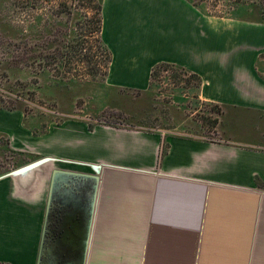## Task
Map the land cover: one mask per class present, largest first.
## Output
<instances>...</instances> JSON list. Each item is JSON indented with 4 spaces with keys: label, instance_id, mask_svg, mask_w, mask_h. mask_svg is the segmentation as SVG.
<instances>
[{
    "label": "crops",
    "instance_id": "1",
    "mask_svg": "<svg viewBox=\"0 0 264 264\" xmlns=\"http://www.w3.org/2000/svg\"><path fill=\"white\" fill-rule=\"evenodd\" d=\"M101 6V42L111 53L105 80L153 98V67L182 66L201 77L195 102L226 114L228 137L207 141L130 124L90 128L84 120L36 135L22 110L0 108L9 147L49 158L44 174L27 172L33 217L19 219L26 206L6 195L19 190L18 175L0 176V263L14 264L2 242L23 241L18 264H47V222L60 202L89 203L82 264H264V137L234 139L235 129L244 136L252 124L264 136V21L210 14L192 0ZM19 223L20 233L6 228Z\"/></svg>",
    "mask_w": 264,
    "mask_h": 264
},
{
    "label": "rangeland",
    "instance_id": "2",
    "mask_svg": "<svg viewBox=\"0 0 264 264\" xmlns=\"http://www.w3.org/2000/svg\"><path fill=\"white\" fill-rule=\"evenodd\" d=\"M99 1L0 0V108H24V126L32 130L48 131L56 123L84 120L91 125L134 123L167 135L207 141L227 139L226 114L205 102H195L196 81L190 74L175 69L163 71L154 81L153 98H148L145 91L137 94L143 90L103 80L108 62L97 29ZM194 1L210 14L236 12L264 20V0ZM252 125L244 136L235 129L238 134L234 139L254 142L264 137L257 125ZM235 126L241 127V121ZM38 159L30 153L13 151L7 136L0 135V176ZM47 165L43 163L36 170L44 174ZM30 171L16 176L21 180L19 190L13 188L14 194H6L11 202L17 198L18 205L26 206L19 210V219L33 217L37 211L31 208L35 190L28 182ZM41 196L44 201L46 195ZM3 213L11 217L14 210ZM6 228L20 233L24 226L19 223ZM25 244L2 242V247L18 264Z\"/></svg>",
    "mask_w": 264,
    "mask_h": 264
},
{
    "label": "flooded vegetation",
    "instance_id": "3",
    "mask_svg": "<svg viewBox=\"0 0 264 264\" xmlns=\"http://www.w3.org/2000/svg\"><path fill=\"white\" fill-rule=\"evenodd\" d=\"M90 219L89 203L79 209L56 204L49 215L43 259L47 264H82Z\"/></svg>",
    "mask_w": 264,
    "mask_h": 264
},
{
    "label": "trees",
    "instance_id": "4",
    "mask_svg": "<svg viewBox=\"0 0 264 264\" xmlns=\"http://www.w3.org/2000/svg\"><path fill=\"white\" fill-rule=\"evenodd\" d=\"M192 2L194 3V4H196V5H198L194 0H192ZM98 10H99V15H100V18L98 19V23H99V25H98V27H97V29H98V31H99V34H100V32H101V28H102V18H101V10H102V6H101V1H99V7H98ZM215 15V14H214ZM217 16H220V15H217ZM223 16V15H222ZM264 21V20H263ZM101 45H102V48H103V51H105V53H106V55H107V67H109V64H110V61H111V53H110V51L108 50V48L107 47H105L103 44H102V42H101ZM169 69H175V70H179V71H181V72H183V73H187V74H190L191 75V77H192V79H194L195 81H196V88H198L199 86H200V84H201V77L199 76V75H197V74H195V73H193V72H190L188 69H186V68H184V67H182V66H178V65H175V64H170V63H164V62H162V63H159V64H157V65H155L154 67H153V69H152V73H151V83H150V87H153L154 86V81L157 79V77L159 76V74L160 73H162L163 71H168ZM106 74L107 73H105V75H104V77H103V80L105 79V77H106ZM195 88V89H196ZM141 92H144V91H137V94H140ZM146 92V91H145ZM148 93V95H147V97L148 98H150L151 96V93L150 92H147ZM195 97L196 98H198V95L196 94V92H195ZM198 102H200L199 100H198ZM208 104V103H207ZM212 106H213V108H215V109H219V110H221V107L219 106V105H217V104H211ZM6 106V105H5ZM1 107H3V105L1 106ZM6 108H8V109H20V110H22L24 113H25V109L24 108H22V107H18V106H6ZM129 121V120H128ZM131 122V121H130ZM215 122H218L217 120L215 121ZM134 123H132V124H130V125H133ZM136 126V125H135ZM93 127V125H91L90 124V128H92ZM138 127H140V126H138ZM142 128V127H141ZM145 128V127H144ZM149 129V128H148ZM47 130H46V128L44 129V130H42V131H40V130H37V129H34L33 130V132H34V134H36V135H39V134H43V133H45ZM0 264H3V263H0Z\"/></svg>",
    "mask_w": 264,
    "mask_h": 264
},
{
    "label": "water",
    "instance_id": "5",
    "mask_svg": "<svg viewBox=\"0 0 264 264\" xmlns=\"http://www.w3.org/2000/svg\"><path fill=\"white\" fill-rule=\"evenodd\" d=\"M48 160H49V158H47V157L38 159V160L33 161V162H31L25 166L20 167L19 169L15 170L13 172L6 174V176L7 175H19V174H22L26 171L34 170V169L40 167L43 163L47 162Z\"/></svg>",
    "mask_w": 264,
    "mask_h": 264
},
{
    "label": "bare ground",
    "instance_id": "6",
    "mask_svg": "<svg viewBox=\"0 0 264 264\" xmlns=\"http://www.w3.org/2000/svg\"><path fill=\"white\" fill-rule=\"evenodd\" d=\"M92 233V232H91Z\"/></svg>",
    "mask_w": 264,
    "mask_h": 264
}]
</instances>
